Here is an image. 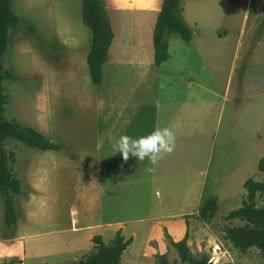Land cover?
I'll use <instances>...</instances> for the list:
<instances>
[{
	"label": "rangeland",
	"instance_id": "1",
	"mask_svg": "<svg viewBox=\"0 0 264 264\" xmlns=\"http://www.w3.org/2000/svg\"><path fill=\"white\" fill-rule=\"evenodd\" d=\"M109 1L110 10H115V0ZM231 1L238 5L235 22L226 33L238 32L244 15V0ZM10 7L18 22L9 30L3 58L4 68L14 76L4 81L8 95L5 116L33 127L57 148L42 151L18 140L5 144L13 156L11 172L22 190L14 195L17 221L10 228L2 216L0 196V264L10 260L12 264H70L95 251L94 236L101 235L102 241L110 244L117 230L124 241L131 240L121 254L122 264H158L156 257L161 254L169 262L185 264L179 261L171 241L180 240L186 230L190 251L195 256L207 255L209 264H264L258 249L251 247L242 253L224 238L223 231L225 226L243 224L239 219H224L246 198L243 182L263 178L258 165L264 160V101L246 97L231 100L244 44L234 59L231 94L221 98L219 112L214 110L209 116L208 132L202 123L191 133L185 132L201 120L193 115L175 120L173 128L181 132L175 149L150 173L146 171L151 166L147 160L139 162L130 156L125 162L120 153L113 154L112 147L106 153L101 144L116 134L134 135V129L144 122L151 126L156 117L152 119L147 112L154 113L155 101L162 103L156 114L171 115L164 102L181 95V89L177 81L178 88L170 86L171 94H166L164 72L169 68L177 76L193 77L200 62L195 47L168 33V56L155 65L159 74L139 78L137 69L114 62L126 45L124 37L129 43L150 42L157 11H109L116 38L102 69L101 84L85 85L86 58L79 59L81 52L69 51L76 49L74 45L85 49L89 44L81 0H11ZM216 29L224 33L221 27ZM230 39L237 40L233 34ZM186 63H190L188 68ZM109 65L114 67L108 72ZM115 97L128 99L123 109L105 99ZM200 107L199 103L195 111ZM133 111L137 114L127 126L123 120ZM195 129L199 133H194ZM153 131L142 134V129L136 134L146 136ZM141 177L153 179L141 184L136 181ZM211 197L216 200L215 214L202 221L197 218L198 208ZM255 204L264 205V194H256ZM89 220H95L99 228L71 230ZM177 220H182V225Z\"/></svg>",
	"mask_w": 264,
	"mask_h": 264
},
{
	"label": "crops",
	"instance_id": "2",
	"mask_svg": "<svg viewBox=\"0 0 264 264\" xmlns=\"http://www.w3.org/2000/svg\"><path fill=\"white\" fill-rule=\"evenodd\" d=\"M103 1L107 2V5H105L107 12L122 9H138L157 11L158 13L162 4V0H115L116 3L112 4H116V8L115 10H110L111 4L108 3V0ZM113 1L114 0H111L109 2ZM229 1L181 0L178 14L181 20L186 23V25L189 26V29L192 31L191 38L188 43H191L198 51L200 55V62L198 63L196 72L193 73V77L177 76L176 73H173L169 68H166L167 72H164L166 76L165 83L168 85V89L165 90L166 94H171L169 91L170 86L178 88L176 85L177 81L179 82L181 89V95L172 96L173 99L168 98L164 102L165 109L170 111L171 115H168L165 112H163L162 115L156 114L162 103L155 101L154 103L156 105V109L154 110V113H151L150 111L147 112L148 114L153 115L150 116L152 119L156 117L155 122H153L151 126L150 123L145 125V122L142 123L141 126L137 125L138 127L134 129V135H131V137L137 138L138 135L142 133V129L144 130L142 134H145L152 129L155 130L156 128L167 127L175 133V137L178 140L181 136V132L180 130L173 128L174 121L178 118L187 119L191 115L201 120L199 122L193 123V127H191V129L185 130V132L191 133L193 128L201 123V126H205V129H207L208 132L209 128H207V126H209L210 122L212 121L211 120L207 124L209 116L214 114V110L218 113L219 100L231 94V88L233 87V73L235 71L234 59L235 57L239 56L237 53L240 51L243 44V50L241 49L242 64L239 68L237 81L234 83V85H236L234 91L231 94V100L246 97L253 100L256 98H261L259 100L264 101V97H262V95H264V0H244V15L242 23L237 28L238 32L234 30L232 32L226 33L227 29L230 27V24L235 22L236 7L238 5L234 1H231L230 3ZM261 21L263 24H261ZM218 27H221L222 30H224V33L216 32L218 31L216 29ZM245 33L247 34L246 38H242V35ZM231 34H233L237 40L230 39ZM115 38L116 34L113 32L110 46L113 44V41H115ZM90 39L89 44L87 47H85V49L84 47L74 45L76 49L70 48L69 51H74L76 53L81 52L82 54L80 55L79 59L81 57H83V59L84 57L86 58L90 47ZM123 41L126 42V45H120L122 47L119 55L117 56L118 59L116 58L114 63L121 62V65H124L125 63L128 64L132 69H137L136 75L139 78L146 77L148 73L155 76L159 74L160 68L156 67L158 65L155 66L153 57L151 58V55L153 56L151 40L150 42L146 41L145 39L139 41L136 40L137 42H132L134 40H131L130 44L129 40L124 37ZM74 52L70 53L75 58ZM65 54H67V52H65ZM64 58L65 57L63 56V59ZM80 62L83 63V60H80ZM77 63L80 65L79 61H77ZM105 64L106 61L104 62L103 66H105ZM189 64L190 63H186L187 68L189 67ZM63 67L65 70L67 69V65H64ZM113 67V65H111V67L110 65L107 66L108 72L110 71V68L112 70ZM82 81L85 83V85H87L86 83L91 82L89 71L88 76L83 78ZM93 85L99 86L95 84ZM122 90L123 89L120 91ZM205 95L207 97L206 101H204ZM105 99L115 103V107H118L120 110L124 108L125 103L128 100L122 97H115L113 100L110 98ZM240 101L241 100L238 102ZM199 103L201 107L198 112V110H195L197 109ZM206 103L207 105L205 106L204 104ZM191 106L192 108L190 109L189 107ZM261 113L262 112L260 111L259 114ZM117 114L118 116L120 115L119 110H117ZM136 114L137 112L133 111L130 116L125 117L123 120L124 123H126L127 126H130ZM175 124H179V121H176ZM106 133H111V128L108 129ZM194 133H199V129H195ZM118 136L119 134H116V138H118ZM111 147L112 141L110 140L109 136V138L104 141L103 144H101V148H103L107 153L109 151L107 148L110 149ZM99 161L101 163L102 159H99ZM152 179L153 177H141L140 179L137 178L136 181L144 184V182H149ZM174 218H177V216ZM71 223L72 227L75 226L73 225V221ZM177 223L182 225V220H177ZM99 224H101V222H99ZM78 228L94 229L99 227H97L95 220H89V222L83 224V226L75 227V229L71 228V230H76ZM4 240H7V238Z\"/></svg>",
	"mask_w": 264,
	"mask_h": 264
},
{
	"label": "trees",
	"instance_id": "3",
	"mask_svg": "<svg viewBox=\"0 0 264 264\" xmlns=\"http://www.w3.org/2000/svg\"><path fill=\"white\" fill-rule=\"evenodd\" d=\"M180 2L181 0H162L151 34L155 65L161 64L168 56L166 42L168 33L178 35L185 42L191 38V30L178 14ZM10 3L11 0H0V196L4 206L2 216L8 228L17 221L13 205L14 195L19 194L22 188L20 181L11 172L10 160H13V156L11 152L8 154L5 149L7 140H18L40 150L57 148L55 143L33 127L22 125L5 116L8 95L5 91L4 81L11 80L14 76L11 71L4 68L3 58L9 44V30L15 27L18 22V17L11 10ZM81 17L91 32L90 47L86 57L90 80L93 84L99 85L102 80L103 64L106 61L113 37V30L103 0H81ZM258 167L263 172L262 180L246 179L243 182V187L247 193L246 198L240 206L224 216L225 220L239 219L243 224L225 226L223 231L224 238L242 253L251 247H255L264 256V205L255 204L256 194H264L263 159H260ZM215 201L214 197L203 201L198 208L197 218L202 221L210 219L215 214ZM188 235L186 230L180 240L171 241L178 253L179 261L185 264H209L207 255L195 256L190 251L187 244ZM93 241L96 244L95 251L85 255L82 259L72 261L70 264H122L121 254L131 240L124 241L120 235V230H117L110 244H105L101 235L94 236ZM156 259L158 264H174L177 261L169 262L165 254L157 255ZM12 263L13 261L10 260L3 264Z\"/></svg>",
	"mask_w": 264,
	"mask_h": 264
},
{
	"label": "clouds",
	"instance_id": "4",
	"mask_svg": "<svg viewBox=\"0 0 264 264\" xmlns=\"http://www.w3.org/2000/svg\"><path fill=\"white\" fill-rule=\"evenodd\" d=\"M112 141L113 154L120 153L125 162L131 157H135L139 162L148 161L150 167L146 168L148 172L155 171V165L170 155L175 149V133L167 127L156 128L153 132L146 136L133 138L129 135H120L110 137Z\"/></svg>",
	"mask_w": 264,
	"mask_h": 264
}]
</instances>
